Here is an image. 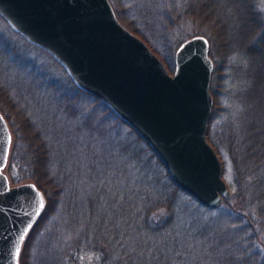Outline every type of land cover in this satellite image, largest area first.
<instances>
[{"label": "trees", "instance_id": "16d2710c", "mask_svg": "<svg viewBox=\"0 0 264 264\" xmlns=\"http://www.w3.org/2000/svg\"><path fill=\"white\" fill-rule=\"evenodd\" d=\"M113 6L121 22L141 36L164 60L170 72H174L175 53L182 41L176 46L167 43L170 41L168 37H162L166 44L162 53L157 52L146 37L121 17L115 4ZM254 6L253 0L182 2L193 26L188 37L203 34L209 39L214 67L219 58L236 51L232 48L239 43L241 51L253 61H259V66L264 68V19L262 12ZM224 12L230 16L228 20L222 18ZM148 14L143 11L140 16L151 21ZM234 16L239 23L234 31L237 40L229 35V29L235 23ZM155 21H161L158 15L151 22L154 24ZM164 31L166 29H163L162 36ZM255 79L251 89L258 86V90L242 95L239 98L242 107L231 116L227 110L218 107L217 82L212 73L213 109L206 135L221 160L224 162L225 156L229 158L235 177L231 199L225 198L223 204L216 208L205 205L182 189L148 141L118 115L112 122L103 124L101 119L92 118L93 130L98 127L102 134L100 140L105 139L111 147L106 146L105 150H100L101 153L96 145L88 148L93 173L86 195L81 196L78 181L74 180L71 187H67L68 192L72 189L75 192L76 207L87 205V219L82 218L83 228L71 243L74 252L100 250L104 254L101 264H264V72H257ZM7 98L5 91H0V109L10 123L11 117L3 104ZM11 124L18 136L20 127ZM21 127H25L23 121ZM25 135L30 144L24 147L16 141L9 162L11 168L15 167L19 173L32 166L34 179L47 201L23 246L20 264H26L31 238L40 228L43 232L50 228L48 220L54 213L52 205L58 192L64 189L62 185H55L53 178L45 177L49 172L48 165L57 162L53 159L56 145L46 138L51 137L49 133H44L41 127L27 125ZM117 159L122 163L119 164ZM126 174L134 180V189H128ZM118 175H122L119 178L122 177L121 183L126 182V188L120 187L115 191L111 189L110 180L111 176L117 178ZM25 178L14 183L23 182ZM61 182L64 184L63 180ZM69 195L71 197L72 194ZM91 204L95 207L93 212ZM82 241H86L84 243L88 246H82ZM113 251L119 255L114 257Z\"/></svg>", "mask_w": 264, "mask_h": 264}, {"label": "water", "instance_id": "95a60500", "mask_svg": "<svg viewBox=\"0 0 264 264\" xmlns=\"http://www.w3.org/2000/svg\"><path fill=\"white\" fill-rule=\"evenodd\" d=\"M0 15L148 141L182 189L213 208L232 196L222 160L206 135L214 61L205 35L179 45L171 73L149 44L120 21L111 0H0ZM11 142L0 109V264H20L15 247L22 251L47 201L33 181L10 184L3 168Z\"/></svg>", "mask_w": 264, "mask_h": 264}, {"label": "rangeland", "instance_id": "374dc122", "mask_svg": "<svg viewBox=\"0 0 264 264\" xmlns=\"http://www.w3.org/2000/svg\"><path fill=\"white\" fill-rule=\"evenodd\" d=\"M111 1L115 4L121 17L146 37L159 53L163 52V46L166 44L162 37H168L170 41L167 43L171 42V45L176 44L177 46V43L179 44L189 34H192L193 26L191 21H188L189 14L182 7V2L187 0ZM253 1L255 9L262 12L264 19V0ZM143 11L149 13L148 18L151 21L157 15L161 21L157 23L155 21L153 24L151 21L143 19V16H140ZM222 18L228 20L230 16L224 12ZM222 18L221 21H223ZM233 20L235 23L229 29V35L232 36L233 40H237L234 31L239 23L236 22L235 16ZM163 29L166 31L162 36ZM240 45L239 43L235 44L232 50L236 49V51H232L223 59L219 58L213 70L217 82L218 107L227 110L231 116L242 107L243 103L239 100L242 95L248 94L252 90H258V86H254L252 89L251 86L255 85V74L264 72V68L259 66L260 62L249 58L244 51H241ZM251 73L253 74L252 80ZM248 87V92L245 93ZM0 91H5L7 94V101L5 100L3 104L11 117L13 126L20 127L17 136L14 127L12 124L10 125L12 128L11 150L16 141L24 147H28L30 144V140L24 138L26 137L27 125L33 128L41 127L44 133L47 131L51 136L46 137L47 140L51 143L54 141L53 144L56 145L53 151V153L55 152L53 159L57 162L48 165L49 172H46L47 176L45 175V177L49 180L53 178L55 185L64 187L58 192L57 199L52 205L54 213L48 220L51 222L50 228L44 232L40 228L31 238L27 249L26 264H101L104 254L100 250L81 249L77 253L74 252L75 248L72 247L71 243L76 238L75 235L83 228L84 221L82 218H86L87 205L85 203L84 206L76 207L75 199H73L75 198L74 190L72 189L70 192L67 190L75 180L80 184L81 196L86 195L89 191L88 183L93 172L90 168L88 148L96 145L99 153H101L100 150H105L106 146L111 147L105 139L100 140L102 134L98 127H94L95 130H93L92 118L101 119L100 122L103 124L112 122L117 114L111 112L103 101H96L95 96L82 91L63 64L51 53L29 41L12 28L1 15ZM91 113L94 114L90 116ZM21 121L24 122V128L21 127ZM111 159L115 160L113 156ZM118 163L121 164V160H118ZM222 163L223 177L233 195L235 177L231 161L225 156ZM9 167L10 169H8ZM4 172L8 175L11 185H15L14 182L24 176L27 179L25 178L23 182L33 181L37 184L32 173V166L25 167L23 172L19 173L15 167L11 168L9 162L4 168ZM119 176L122 175H118L117 178L111 176L112 190L118 191L120 187L126 188V182L121 183L122 177L119 178ZM126 177L128 189H134V180L131 179L130 175L126 174ZM61 180L64 181V184ZM69 194H72L71 197ZM231 197L227 199H231ZM97 207L100 208L99 205ZM91 209L92 212L95 209L92 204ZM75 211L76 213H73ZM84 242L86 241H82L80 244L87 247V243ZM80 244H78L79 247H81ZM113 252L115 253L114 257L119 255L115 251ZM118 252L121 253V251ZM130 260H127V263H130ZM149 262L151 261L149 260Z\"/></svg>", "mask_w": 264, "mask_h": 264}, {"label": "snow or ice", "instance_id": "6c2138e0", "mask_svg": "<svg viewBox=\"0 0 264 264\" xmlns=\"http://www.w3.org/2000/svg\"><path fill=\"white\" fill-rule=\"evenodd\" d=\"M2 179V178H0ZM3 188V185L0 184V190H2ZM40 207L43 208L44 207V204H43V201L41 200V203H40ZM28 227H31V225H29ZM26 238V236L24 234H22L19 239L21 241H23L24 239ZM20 253H21V248L20 247H15V256L18 258L20 256Z\"/></svg>", "mask_w": 264, "mask_h": 264}, {"label": "bare ground", "instance_id": "6f19581e", "mask_svg": "<svg viewBox=\"0 0 264 264\" xmlns=\"http://www.w3.org/2000/svg\"><path fill=\"white\" fill-rule=\"evenodd\" d=\"M27 237H28V236H27ZM26 240H27V238H26ZM26 240L24 241V243H23V246H24V244H25ZM23 246H22V249H23ZM21 252H22V251H21Z\"/></svg>", "mask_w": 264, "mask_h": 264}, {"label": "flooded vegetation", "instance_id": "af4514ba", "mask_svg": "<svg viewBox=\"0 0 264 264\" xmlns=\"http://www.w3.org/2000/svg\"><path fill=\"white\" fill-rule=\"evenodd\" d=\"M9 122V121H8Z\"/></svg>", "mask_w": 264, "mask_h": 264}]
</instances>
